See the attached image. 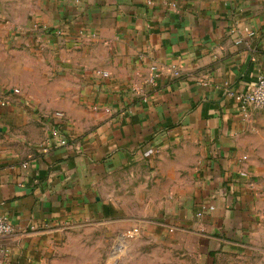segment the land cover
<instances>
[{
  "label": "crops",
  "instance_id": "crops-1",
  "mask_svg": "<svg viewBox=\"0 0 264 264\" xmlns=\"http://www.w3.org/2000/svg\"><path fill=\"white\" fill-rule=\"evenodd\" d=\"M262 75L264 0H0L1 264H264Z\"/></svg>",
  "mask_w": 264,
  "mask_h": 264
},
{
  "label": "built area",
  "instance_id": "built-area-1",
  "mask_svg": "<svg viewBox=\"0 0 264 264\" xmlns=\"http://www.w3.org/2000/svg\"><path fill=\"white\" fill-rule=\"evenodd\" d=\"M63 2H72L74 4H81L87 0H61ZM169 6L171 9H176V4L173 2H170ZM249 36L254 37L256 34L254 32L249 31ZM49 36L48 42L51 40L53 36H63V32L61 30L57 31H51V30H46L45 32L42 33V37H40V40L42 39L41 42L45 43V37ZM95 37V35H90L88 33H85L84 31L80 32V40H87ZM37 41L39 42V38L36 37ZM47 42V43H48ZM238 43H241V41H238ZM152 75L150 77V84L154 85L156 84L157 78H158V68L156 66H153L151 68ZM99 75H102L103 77H108L109 75L105 72H98ZM178 75L179 73H175ZM13 93L17 96H22V91L20 89H14ZM226 96L232 99H235L237 103H239L241 109L243 111H246L248 108H255V109H260L264 110V75L260 76L255 83V85L248 91L244 92H235L230 87L227 85L226 89ZM6 104V100H3L2 105ZM95 110H98V107H94ZM107 113L110 112V109H105ZM47 122L50 124L51 128V138L48 140L45 145H43V151L45 153H50L52 147H68L69 140L62 135L61 133V127L62 124H64L68 118L64 112H56L53 114L49 119L47 118ZM245 160V159H244ZM241 176L246 177L247 174L245 172L240 173ZM213 210L214 208L211 207ZM203 214H199V216H202ZM16 227L14 224L11 222L9 217L4 214H0V241L6 237H10L14 235L16 232ZM141 235V229L139 227H134L131 229H128L125 231L123 234V237L126 239H136ZM119 251H122V246H119L117 248ZM3 255V249L0 246V264H1V256Z\"/></svg>",
  "mask_w": 264,
  "mask_h": 264
}]
</instances>
